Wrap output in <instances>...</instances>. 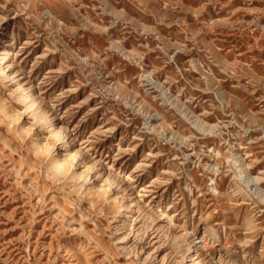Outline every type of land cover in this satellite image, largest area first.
Wrapping results in <instances>:
<instances>
[{"label":"rangeland","instance_id":"1","mask_svg":"<svg viewBox=\"0 0 264 264\" xmlns=\"http://www.w3.org/2000/svg\"><path fill=\"white\" fill-rule=\"evenodd\" d=\"M0 264H264V0H0Z\"/></svg>","mask_w":264,"mask_h":264},{"label":"bare ground","instance_id":"2","mask_svg":"<svg viewBox=\"0 0 264 264\" xmlns=\"http://www.w3.org/2000/svg\"><path fill=\"white\" fill-rule=\"evenodd\" d=\"M11 47V46H10ZM62 125V124H61ZM63 142H64V146H69L70 145V135L67 133H63ZM45 153V152H44ZM67 174V173H66ZM61 175V174H60ZM64 175V174H62ZM194 241H192L191 246H194L196 242H200V240L197 239V237L193 238Z\"/></svg>","mask_w":264,"mask_h":264}]
</instances>
